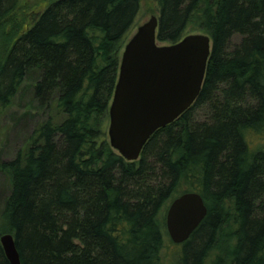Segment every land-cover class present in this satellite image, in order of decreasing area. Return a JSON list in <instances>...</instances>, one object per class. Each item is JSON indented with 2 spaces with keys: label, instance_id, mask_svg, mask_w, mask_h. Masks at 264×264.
I'll use <instances>...</instances> for the list:
<instances>
[{
  "label": "trees",
  "instance_id": "obj_1",
  "mask_svg": "<svg viewBox=\"0 0 264 264\" xmlns=\"http://www.w3.org/2000/svg\"><path fill=\"white\" fill-rule=\"evenodd\" d=\"M20 1L0 0V116L25 80L44 112L0 162L20 264H264V0H154L159 43L192 27L211 51L196 100L132 162L105 125L139 0H53L26 25ZM190 190L207 213L165 261L161 208Z\"/></svg>",
  "mask_w": 264,
  "mask_h": 264
},
{
  "label": "water",
  "instance_id": "obj_2",
  "mask_svg": "<svg viewBox=\"0 0 264 264\" xmlns=\"http://www.w3.org/2000/svg\"><path fill=\"white\" fill-rule=\"evenodd\" d=\"M157 26L158 17L150 15L127 39L108 107L109 144L130 162L140 157L156 129L196 100L211 51V36L200 32L160 45ZM166 210L165 230L175 244L187 240L207 213L203 197L191 190L175 197ZM0 242L8 262L20 264L12 234H1Z\"/></svg>",
  "mask_w": 264,
  "mask_h": 264
},
{
  "label": "rangeland",
  "instance_id": "obj_3",
  "mask_svg": "<svg viewBox=\"0 0 264 264\" xmlns=\"http://www.w3.org/2000/svg\"><path fill=\"white\" fill-rule=\"evenodd\" d=\"M53 0H21L19 7L16 9L17 18L23 19V22L29 24L32 22V17L41 11L49 2ZM139 11L136 15V20L132 27V30L126 35L125 40L136 31V27L143 22L147 21L150 15L157 14V4L154 0H139ZM200 32L204 33L199 29H193L189 27L186 29L185 34ZM205 34V33H204ZM126 44V42H125ZM166 44V43H159ZM124 46L121 47L120 52ZM122 53V52H121ZM30 80H25L21 85L19 93L12 100L11 105L3 109L0 116V162L12 159L17 150L21 149L27 140V135L37 123L42 119L44 112L37 109V104L33 101L30 90H29ZM207 112V107L202 106L195 109L193 112V117L195 120L199 121L204 119V115ZM108 123L105 125V131L107 130ZM263 134H255L250 136L252 144H256L257 141L262 140ZM7 174L0 171V207L4 197L7 195L8 187ZM169 204L166 203L159 214L161 221L164 222L166 209ZM165 224V222H164ZM165 226V225H164ZM164 247L161 250V256L165 261H168L172 256L173 252L180 250L182 245H177L171 243L169 236L165 237Z\"/></svg>",
  "mask_w": 264,
  "mask_h": 264
}]
</instances>
